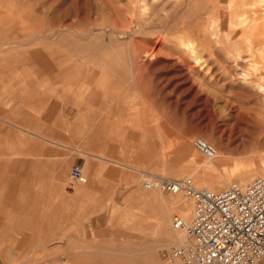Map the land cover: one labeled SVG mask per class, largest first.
I'll return each mask as SVG.
<instances>
[{
  "label": "rangeland",
  "instance_id": "374dc122",
  "mask_svg": "<svg viewBox=\"0 0 264 264\" xmlns=\"http://www.w3.org/2000/svg\"><path fill=\"white\" fill-rule=\"evenodd\" d=\"M2 67L12 73L0 76V154L24 143L40 156L0 158V264L35 259L34 247L12 242L20 231L48 247L33 264H184L164 253L187 241L173 220L191 221L192 200L144 181L189 177L212 189L205 176L221 190L238 171L264 177V0H0ZM96 156L128 169L90 173ZM73 165L83 180L70 177ZM22 183L35 184L12 189ZM22 192L26 206L16 204ZM165 201L172 238L156 227Z\"/></svg>",
  "mask_w": 264,
  "mask_h": 264
},
{
  "label": "built area",
  "instance_id": "2783aa9c",
  "mask_svg": "<svg viewBox=\"0 0 264 264\" xmlns=\"http://www.w3.org/2000/svg\"><path fill=\"white\" fill-rule=\"evenodd\" d=\"M195 145L206 155L215 152L202 138ZM70 177L83 180L82 168L73 165ZM144 184L173 194L182 192L194 202L191 221L174 218V227L184 231L189 241L166 251V257L184 264H259L264 259V177L219 191L198 189L189 177H154Z\"/></svg>",
  "mask_w": 264,
  "mask_h": 264
},
{
  "label": "crops",
  "instance_id": "0c3cea01",
  "mask_svg": "<svg viewBox=\"0 0 264 264\" xmlns=\"http://www.w3.org/2000/svg\"><path fill=\"white\" fill-rule=\"evenodd\" d=\"M21 73L23 75H25L26 73H28V71H20V70H16L14 71V73ZM12 72H9L6 68L2 67L0 68V76L2 75H8V74H11ZM25 81V80H24ZM18 81L16 82V86L17 85H20L19 87L20 88H25L28 86L29 82L28 81ZM0 86H3V88H5L6 85H2V81L0 80ZM64 87L68 88V89H72V85L70 83H65L63 85ZM75 87V86H74ZM109 122L107 121V123L105 122V126H108ZM30 145H25L24 143H21V144H12L10 145L7 149L10 150L9 152L7 153H3V154H0V158H5V157H9V156H23V154H21V152L23 151H27L30 149L31 153H28L30 156H32L33 158L34 157H39L40 154L39 153H34L35 150H39V148H36V146H34L33 144H31V147L29 148ZM20 152V153H19ZM14 153V154H13ZM25 155V154H24ZM107 163H110L111 165H107ZM87 165L86 162H84V166ZM90 165L92 167H94V170H91L90 173H94V174H117V173H124L126 172L128 169V166H126L125 164H123L122 162H119V161H110V160H106L104 157H99V156H96L95 159H93V161H90ZM2 183L0 182V190L1 189H7V186L5 185H1ZM28 184V185H27ZM30 183H26V185H24L23 183L22 184H19V185H16L15 188H12V189H20L22 187H27L28 190H32V187L35 183H31V186L29 185ZM39 185V183H37ZM40 186V185H39ZM81 187L77 188V189H74L72 190L69 194H70V202L69 204L68 203H65L64 204V215H65V220H67V214H68V208H69V213H72V208L73 206L75 208H77V205H81V201H82V197L81 195L79 194V190H80ZM17 195V194H15ZM19 197V198H18ZM31 195L29 192H22L20 193L18 196H17V200L16 201V204L18 206H26L28 204V199H30ZM20 201V202H18ZM20 220V219H19ZM20 231V230H19ZM22 233V237H23V240H20V241H17V240H13L12 239V242L14 243V245H18V246H21V247H26V246H32L34 247L35 251L33 252L37 254L35 255V259H33V257L31 256L29 258V260L27 261L28 264H33L32 261H35V260H39L40 259V252H41V249H45V248H48L47 246H36L35 244H37V242L40 244V241L39 240H36L39 236L37 235L36 231H34L35 233L34 234H29L27 232H24V231H20ZM49 238H50V234L48 233V235H46V238L47 239V242H49ZM37 247V248H36ZM61 247L60 246H54V247H50L49 248V251H57L58 249H60ZM79 251V256H75V258H73L74 261L76 262H79V263H82L85 258H87L86 256H84V253H82V250H78ZM77 252V251H76ZM173 264H177V263H173Z\"/></svg>",
  "mask_w": 264,
  "mask_h": 264
},
{
  "label": "bare ground",
  "instance_id": "6f19581e",
  "mask_svg": "<svg viewBox=\"0 0 264 264\" xmlns=\"http://www.w3.org/2000/svg\"><path fill=\"white\" fill-rule=\"evenodd\" d=\"M243 22H248L247 21V19H244V21ZM247 24V23H246ZM256 27H258V26H256ZM123 38H130L127 34H124L123 35ZM149 53V52H148ZM148 57H149V55H148ZM238 57L239 58H242V54H241V51L239 50V52H238ZM244 60V59H243ZM205 142H207L205 139H203ZM208 144H210L209 142H207ZM212 147H214L212 144H210ZM196 146V145H195ZM190 149H191V146H190ZM214 149H215V152H214V154L213 155H206V154H204L206 157H209V158H213V157H217L218 159L220 158V156H221V154L218 152V150L214 147ZM200 151V150H199ZM190 158H191V160L192 161H197V157H196V154H195V152L192 150V152L190 153ZM208 161H210V160H208ZM217 163H219L218 162V160H217V162H215V163H213V162H210L208 165H207V163H205L204 165H207V167H211V166H216L217 165ZM217 171V170H216ZM220 173V172H219ZM253 176H254V173L253 172H251V171H238L237 172V174H236V176H235V180H236V182H234V183H237V184H240V185H246V184H248L249 183V181L253 178ZM261 176H264V172H262L261 173ZM162 177H164V176H162ZM165 177H167V176H165ZM167 178H173V177H167ZM152 179V178H151ZM147 180H149V179H147ZM193 180V179H192ZM201 180H204V182H205V184H206V186L207 187H210V188H212V189H210V190H215V191H219V190H216V188H217V185H220V183L217 181V178H210V180H207V178L205 177V176H202L201 177ZM252 181V180H251ZM250 181V182H251ZM194 182V181H193ZM248 182V183H247ZM232 184V183H231ZM194 185H195V183H194ZM143 187L144 188H146L147 189V187L145 186V184H143ZM196 187V186H195ZM197 188V187H196ZM149 190H152V189H157V188H148ZM199 189V188H198ZM202 189H209V188H202ZM167 193H169V192H167ZM150 195L152 194V193H149ZM171 194H173V193H171ZM179 194H182L183 196H185L186 197V195L184 194V193H182V192H180V193H176V194H174V195H179ZM153 195V194H152ZM188 198V197H187ZM188 199H190V198H188ZM190 200H192V199H190ZM192 203H193V206H194V202H193V200H192ZM170 204H169V202H167V201H165V203H164V209L162 210V211H160L159 210V212L157 213V216L159 217L158 218V222H157V224H156V227L161 231V229H163V236H167V237H169V238H172V237H175V235H177L176 233L177 232H175V231H173L172 229H171V227H170V223H171V210H170ZM181 211H182V213L183 214H185L186 216L188 215V210H187V206L185 207V208H183V209H181ZM192 214H193V207H192V211H191V216H192ZM178 216V215H177ZM182 217V216H181ZM175 218V217H174ZM182 218H184V217H182ZM185 219V218H184ZM186 220V219H185ZM187 221V220H186ZM188 222V221H187ZM173 226H174V220H173ZM161 228V229H160ZM174 229L175 230H179V229H176L175 227H174ZM180 231V230H179ZM182 231V230H181ZM184 232V231H183ZM186 234V233H185ZM187 235V234H186ZM187 237H188V235H187ZM188 240H189V237L187 238V241L183 244V245H185L187 242H188Z\"/></svg>",
  "mask_w": 264,
  "mask_h": 264
}]
</instances>
